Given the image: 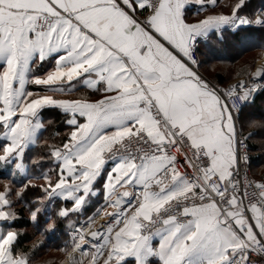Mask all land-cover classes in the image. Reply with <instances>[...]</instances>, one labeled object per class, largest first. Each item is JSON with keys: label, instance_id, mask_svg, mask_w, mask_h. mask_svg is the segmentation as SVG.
I'll return each mask as SVG.
<instances>
[{"label": "snow or ice", "instance_id": "snow-or-ice-1", "mask_svg": "<svg viewBox=\"0 0 264 264\" xmlns=\"http://www.w3.org/2000/svg\"><path fill=\"white\" fill-rule=\"evenodd\" d=\"M217 3L0 0V148L21 141L12 156L4 157L15 162L27 155L29 143L35 147L38 137L50 136L39 145L47 159L32 161L52 166L43 172L47 191L72 193L57 196L64 205L83 199L71 210L57 211V223L43 229L48 233L64 226L70 236L79 234L80 222L64 224L73 213L87 224L104 205L115 207L88 236L92 243L79 245L81 253L91 250L94 264L264 261V179L255 178L247 143L257 133L264 135V114L243 116L244 106L264 90V70L253 74L251 87L240 80L217 88L199 72L197 58L199 42L212 33L224 40L226 27L234 36L242 25L264 27V6L254 21L241 15L247 0H238L228 14L190 20ZM197 89L213 101L211 113L218 110V116L205 113L213 127L193 134L204 120L196 110L199 96L188 98ZM236 93L241 94L238 107L230 103ZM50 113L60 118L51 132L50 122L45 123ZM245 123L251 128L246 135ZM152 124L159 129L156 135L148 131ZM220 141L230 154L213 146ZM122 185L131 191L116 192ZM32 188L45 191L30 184L25 192ZM113 193L116 199L110 200ZM145 200L159 203L141 208ZM31 219L42 229L49 217L36 209ZM11 251L15 259V243Z\"/></svg>", "mask_w": 264, "mask_h": 264}, {"label": "trees", "instance_id": "trees-1", "mask_svg": "<svg viewBox=\"0 0 264 264\" xmlns=\"http://www.w3.org/2000/svg\"><path fill=\"white\" fill-rule=\"evenodd\" d=\"M227 4L234 5L237 0H226ZM247 4L254 5V11L251 13H247L248 15H254L258 7L264 6V0H250ZM244 14V13H243ZM236 36L241 37V39H237L236 36L233 35V30L228 29L225 33V46H216L215 48L210 46L208 43L203 47L202 41L199 47V59L202 60L203 57L207 58L209 61L216 63L220 60V58H228L230 63L239 70L242 66L238 63L240 58H243V53L250 49L254 48L256 53L259 54L260 50L264 47V27H244L242 29L235 30ZM254 37L252 42H247L244 46H239L243 43L244 38ZM223 51V52H221ZM245 63V62H243ZM200 69V68H199ZM237 70L229 71L225 69L218 70L217 74L212 77L213 82L215 83H227L231 79L232 73H236ZM235 77H246L249 74L248 70L245 69V72L242 69L237 73ZM264 93V90H261L256 93L255 99L260 97V94ZM249 104L243 108V115H245L246 110ZM50 119L52 122L50 123L49 132L54 130L59 122V117L55 113H50ZM50 136L45 134L42 136V140L37 146L32 147L27 155H26V162L30 166L29 173L24 175L16 170L14 164L12 163H2L0 160V170H2L5 174L0 176V182L5 181L6 183H10V187L8 186L7 189L4 190L8 193L10 197L14 196V194L18 193L14 199L16 204V217L15 220L12 222L11 227L17 230L18 239L15 242V253H22L27 254L28 257L32 255V250L37 247V245H41L40 248L37 249L38 254L31 260L32 264H58L62 259L65 253L72 249L75 239L73 240V234L69 235V229L67 227L62 226L59 231L55 233H48L47 231L43 230L46 229L49 225H54L57 223V216L50 214L52 207H59V201L57 200H49L47 199L48 191L45 187V191H40L39 189L32 188L25 192V188L27 185L34 184L40 185L36 182V180L41 179L43 176V172L45 168L52 167L48 164H35L33 160H40V159H47L45 157L46 149L39 145L45 144L49 142ZM58 142V141H57ZM250 144V143H249ZM251 147H254L251 144ZM251 154V153H250ZM252 155V154H251ZM253 158H252V167L253 165ZM255 173L258 178H264V172L258 173L255 170ZM254 174V173H253ZM43 186V185H40ZM13 199V197H12ZM13 203V200H12ZM42 209L44 210V214L49 217L46 224L43 225V228L40 229L36 223H34L31 219V215H33L34 210ZM81 218L78 219L77 215L72 214L68 220L64 221V224H68L72 222L75 225L77 222H81ZM79 224V225H80ZM9 227V226H8Z\"/></svg>", "mask_w": 264, "mask_h": 264}, {"label": "crops", "instance_id": "crops-1", "mask_svg": "<svg viewBox=\"0 0 264 264\" xmlns=\"http://www.w3.org/2000/svg\"><path fill=\"white\" fill-rule=\"evenodd\" d=\"M238 2V0H237ZM236 2V3H237ZM227 1L226 0H218V3L215 7V9H207V10H202L199 12V14L197 16L194 17H190L191 21H195V20H199L204 16H208L210 14H219V13H225L228 14L231 12L233 6L232 5L229 9L224 8V5H226ZM171 27V26H170ZM229 28H225L224 29V36L226 33V30H228ZM208 41H204L202 40L203 47L206 45V43H208L210 46H212V48L216 47V46H225V40H218L215 38V33H212V35H209L207 37ZM244 42L241 43L239 46H244L245 43L247 42H252L254 40V37H248L244 38L243 40ZM264 48V47H263ZM263 48L260 50L259 54L256 53V50L254 48L249 49L247 51H245V53L241 54L243 55V58L239 59V64L242 66L239 70L237 69V67L235 68L232 65V62L230 63V61L228 60V58H220L219 61H217L216 63H213L211 61H209L207 58L203 57L201 60V67H200V71L201 74L206 77L208 80H210L212 82V77L215 76V74H217L218 70L221 69H225V70H229V71H234L237 70L236 73H232L230 77H235L236 75H238L237 73H239L240 71L245 72V69L248 70V72L252 73V67L256 66L257 62L259 61V59L261 58L260 56L262 55V50ZM223 52V51H221ZM256 53L255 56H252L251 54ZM157 54H159L161 56L162 60L167 61V57L161 53L159 51V49H157ZM249 55V60L247 61H243L244 57ZM245 62V63H243ZM253 65V66H252ZM43 68L38 69V71H43ZM175 75H183V73L181 72H176L174 73ZM251 75V74H250ZM183 83V81L181 82ZM40 95H44V93H41ZM72 95H75V93H73ZM256 95V94H255ZM196 96H199V100L196 103V110L199 113V115H203L204 116V120L201 121V125L200 127L197 128H193L192 132L193 134L195 133H199V132H205L208 128L213 127L210 123V115H205V113H211V109H210V105L213 104V101L211 99H209L208 95L202 90V89H197L196 90V95H189L188 98L190 100L195 99ZM256 97L254 96V99L249 103L248 108L246 110L245 113V118H247V116L249 115H255V116H260L262 114H264V93L260 94V97L258 99H255ZM175 98H173V103H175ZM211 115H216L218 116V110L216 113H211ZM51 114H47L45 117V123L48 124L49 122L51 123L52 120L50 119ZM199 118V117H198ZM187 126V125H186ZM245 128L243 130V133L246 135L249 131H251L250 126L245 123ZM148 131L150 133H152L153 135H156L159 132V129H157L155 127L154 124H152ZM214 131L218 132L219 131V125L218 122L215 125V129ZM221 135H223L221 133ZM227 138H225L226 140ZM42 140V136L37 138V144H39ZM250 145L252 144L254 147H251V151L250 153L254 156H252L253 158V165L254 167H256L257 169H255L256 171H258V173H263L264 172V166L259 167V164L264 163V135H261V133H257L256 136H252L250 139H248ZM198 143L201 142H205L204 139H197ZM20 143L21 141L17 140L14 144H9L6 145L5 148L9 149L8 151L5 150V148H0V160L2 163H12L14 164L16 170H18L20 173L27 175L29 173L30 170V166L29 164L25 161L26 160V156L22 159L18 158L15 160V162H11L8 160H5L4 157H10L12 156L13 152H15V149L20 147ZM215 147H218L220 152L227 155L231 153V149L229 148L228 144L225 143L224 141H220L219 144H215L213 145ZM33 146H31V144L29 143L28 145V151L32 148ZM19 156V154H17ZM97 155H99V153H97ZM218 159L221 161V163H223V156L218 157ZM84 163H87V161H84ZM259 167V168H258ZM50 179L52 181L56 180V175L55 173H51L50 174ZM37 181H43V183H46V188H47V184L48 181H46V179L44 177H42L41 179L37 180ZM41 183V182H40ZM123 191H131V188L126 186V185H122L121 187L116 189V192H123ZM47 199H49V197L51 196L52 199L51 200H57L59 201L60 205L59 207H52L50 214L52 215H56V212L59 211L61 208H67L68 210H71L74 207H77L81 201H82V197L76 200V204L73 205L71 204V201H68L67 204L68 205H64L60 200L57 199L58 195H63L66 197H70L73 196L72 193L70 192H64L63 188H61L60 192H57V189L55 187L52 188L51 192L47 193ZM13 197V196H12ZM74 198V197H73ZM11 197L6 193V191L2 190L0 188V261H4L5 264H25V258L28 257L27 254H22V253H15V259L13 258V253L11 251V246L12 243H15L17 240V230L14 229L13 227H11L12 222L15 220L14 218L16 217V206L13 205V203L11 202ZM110 200H114L116 199V195L115 193H113L112 196L109 197ZM99 201V196L97 197H93L90 204L88 205V208H94L96 203H98ZM159 203L157 201H150V200H145L144 203L140 206L141 208H145L147 207L149 210H151L152 208H154L156 206V204ZM115 207L112 205H104L100 210H99V214H93L92 218L94 217H104L107 216L109 212L114 211ZM137 213H140V209H137ZM75 214V213H73ZM77 215V214H75ZM78 219L81 218L84 219V216H80L77 215ZM83 222V221H81ZM82 226L84 227V223H81ZM9 226V227H8ZM80 226V225H79ZM125 227H127V224H125ZM82 227H80L81 229ZM129 235H138L136 233H129ZM73 236L75 237V233L73 234ZM112 247H115L116 245H111ZM32 264V262H31Z\"/></svg>", "mask_w": 264, "mask_h": 264}, {"label": "built area", "instance_id": "built-area-1", "mask_svg": "<svg viewBox=\"0 0 264 264\" xmlns=\"http://www.w3.org/2000/svg\"><path fill=\"white\" fill-rule=\"evenodd\" d=\"M260 8L261 7H258L257 10L260 9ZM243 15H245V14H243ZM255 15H256V13H255ZM246 16L251 21L255 20V16L254 17H249L248 15H246ZM244 27H258V25H255L254 23L253 24H247V25L240 26L238 29H242ZM230 29H232V28H229V30ZM201 41L199 42L198 48H197V58L198 59L200 58L199 57V47L201 45ZM261 54H262V56L259 59V61L257 62L256 66L254 67L255 70L252 72V75L250 76V78L241 77V78H236L234 80H231V81H229L227 83H224V84L218 83V82L217 83L212 82V84L216 85L217 88H219V87L228 88L230 85H232V84H234V83H236V82H238L240 80H247V81H249L248 86L251 87L252 83H254L253 78H252L253 74L257 73L259 70H264V48H263ZM199 72L201 73L200 69H199ZM230 103H232L234 106L238 107L239 104L241 103V94H239V93L233 94L231 96V98H230ZM240 128L241 127L239 126L238 119H237L236 120V129H237L238 132H239ZM247 143L249 144V141H247ZM251 166H252V158H251ZM249 175L252 176L254 174H253V172H250ZM255 178H258V177H255ZM258 179H262V178H258ZM251 194L252 193L250 191L249 195L251 196ZM107 220H108V215L104 216V217H101V219L98 218V217H96V218L94 217L86 225H84V227L82 226V224H80L79 227H82V228L80 229L79 234L75 233V241H74L73 247H72L71 251L68 253V256H67V259H66L67 261L64 264H94V261L92 259L91 250H89L86 253H81L80 250H79V245L86 244V243H88V244L92 243L88 239V236L90 234L94 233L102 222L107 221ZM82 232H84V233L82 234ZM76 257H79V259H77ZM260 264H264V261H260Z\"/></svg>", "mask_w": 264, "mask_h": 264}, {"label": "rangeland", "instance_id": "rangeland-1", "mask_svg": "<svg viewBox=\"0 0 264 264\" xmlns=\"http://www.w3.org/2000/svg\"><path fill=\"white\" fill-rule=\"evenodd\" d=\"M248 1H250V0H247V2ZM232 6V4H227L226 3V5H224V8H227V9H229L230 7ZM251 11H254V5L253 4H248V8H246L245 9V12H244V14L245 15H248L249 13H251ZM248 13V14H247ZM241 15H243V13H241ZM249 17H254L255 16V14L254 15H252V16H250V15H248ZM247 55V54H246ZM252 56H255L256 55V53H255V55H254V53H252L251 54ZM262 56V55H261ZM260 56V57H261ZM247 60H249V55H247V56H245L244 57V59H243V61H247ZM253 66V65H252ZM252 70L254 71L255 69H254V66L252 67ZM252 71V72H253ZM252 75V73L250 72L248 75H246V77L244 76V78H250V76ZM243 77V76H242ZM237 78H241V77H237ZM234 79H236V77H233V79H231V80H234ZM230 80V81H231ZM212 82H213V80H212ZM215 83V82H214ZM244 117H245V115H243ZM238 123H239V126L241 127V123H240V120L238 119ZM244 128H245V126H244ZM244 130V129H243ZM244 134V133H243ZM245 135V134H244ZM257 177V176H256ZM36 182L37 183H39L40 185H43V186H45L46 187V183H43V181H37L36 180ZM41 182V183H40ZM10 187V183H6L5 181H3V182H0V188L2 189V190H4V188L5 189H7V187ZM5 191V190H4ZM7 193V192H6ZM8 194V193H7ZM17 194H19V192L17 193ZM16 193L14 194V196H13V199H12V197H11V202H12V200H13V204H16L15 202H14V199L16 198L15 196L17 195ZM31 216H33V215H31ZM102 217V216H101ZM101 217H99L100 219H101ZM84 232H82V234H83ZM81 234V235H82ZM71 251V249L67 252V254L65 253V255H63V257H62V259L60 260V262L58 263V264H64L67 260V256H68V253Z\"/></svg>", "mask_w": 264, "mask_h": 264}, {"label": "bare ground", "instance_id": "bare-ground-1", "mask_svg": "<svg viewBox=\"0 0 264 264\" xmlns=\"http://www.w3.org/2000/svg\"><path fill=\"white\" fill-rule=\"evenodd\" d=\"M74 258V257H73Z\"/></svg>", "mask_w": 264, "mask_h": 264}]
</instances>
